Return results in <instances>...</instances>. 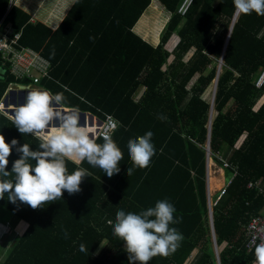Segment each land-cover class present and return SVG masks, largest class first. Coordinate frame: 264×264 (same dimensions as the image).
I'll return each mask as SVG.
<instances>
[{
  "label": "trees",
  "instance_id": "obj_1",
  "mask_svg": "<svg viewBox=\"0 0 264 264\" xmlns=\"http://www.w3.org/2000/svg\"><path fill=\"white\" fill-rule=\"evenodd\" d=\"M182 1L158 0L169 19L152 47L132 32L151 0H76L54 32L40 22L31 23L24 11L10 7V0H0V30L10 26L13 34L20 32L19 44L50 64L52 81H43L46 89L63 93L64 108L100 120L112 115L119 125L111 138L124 153L121 171L111 178L82 162L80 167L92 174L83 180L82 190L73 195L65 191L62 200L41 209L13 204L7 195L0 200L1 209L24 223L13 232L1 264H129L124 242L113 235L108 221L115 223L118 210L139 214L160 200L174 205L176 218L182 216L172 227L184 239L174 254L154 257L149 264H217V259L218 264H253L254 249L246 248L244 228L264 208V198L247 188L258 181L264 185V101L253 110L264 95V83L260 89L254 85L264 69V16H236L228 38L235 17L233 0H194L184 18L177 14ZM34 2L16 4L26 9ZM61 17L47 24L55 27ZM146 24L143 16L138 26ZM174 35L178 40L167 51L164 45L172 43ZM0 70L5 72L1 101L14 83L1 55ZM141 88L142 95L135 99ZM148 131L154 134L156 153L148 168H135L128 176V167H133L128 141ZM0 134L8 143L19 141L9 171L20 158L17 147L28 143L38 149L33 136L21 134L1 114ZM209 138L212 163L221 167V154L236 171L225 195L211 206L212 227L206 194ZM96 142L104 140L98 137ZM67 167L69 174L77 168L71 162ZM224 174L230 178L232 171ZM81 244L87 253L79 251Z\"/></svg>",
  "mask_w": 264,
  "mask_h": 264
},
{
  "label": "clouds",
  "instance_id": "obj_2",
  "mask_svg": "<svg viewBox=\"0 0 264 264\" xmlns=\"http://www.w3.org/2000/svg\"><path fill=\"white\" fill-rule=\"evenodd\" d=\"M233 4L236 16L253 12L264 16V0H233ZM51 54L55 56L54 49ZM23 90L27 91L25 103L16 106L9 119L21 134L31 135L38 141V149L32 150L28 143L17 147L20 158L13 162L9 171V158L19 141L13 139L8 143L0 134V200L7 195L13 204L19 201L32 209H41L46 204L62 200L65 191L69 195L79 193L83 180L92 175L80 167L84 161L101 169L109 178L121 171L120 161L124 158L121 148L108 135L104 136L102 144L97 143L88 127L80 123L79 114L64 109L66 98L63 93L52 94L27 86L21 87L20 91ZM0 111H3V106H0ZM153 135L148 131L128 141V155L133 164L127 169L128 176L135 168L150 166L156 153ZM68 162L77 166L71 174ZM175 212L172 203L160 200L139 214L118 210L115 223L108 221L113 235L124 242L129 264H149L154 257L167 258L177 251L184 237L176 227H172L183 219L182 216L176 218ZM256 239L254 236L253 241ZM100 244L101 248L105 246L103 241ZM79 251L87 253L88 249L81 244ZM254 254L253 264H264V238L255 244Z\"/></svg>",
  "mask_w": 264,
  "mask_h": 264
},
{
  "label": "built area",
  "instance_id": "obj_3",
  "mask_svg": "<svg viewBox=\"0 0 264 264\" xmlns=\"http://www.w3.org/2000/svg\"><path fill=\"white\" fill-rule=\"evenodd\" d=\"M194 0H183L180 4L177 14L184 18L191 8ZM20 33L13 34L10 28L5 31L0 30V55L3 59V63L8 66L10 76L16 81H31L34 85L39 84L41 79L50 80L49 70L50 64L41 57V54L29 47H24L19 44ZM264 83V69L261 71L259 77L255 81V87L260 89ZM3 106V105H0ZM4 108V107H3ZM6 109H12L8 107ZM5 108L3 109L6 110ZM0 111V112H3ZM119 123L117 120L109 114H104L103 119L100 122V128L98 130V137L104 140V136H113L117 130ZM217 160L221 164L220 171L231 170L232 176L226 183H223L222 187L217 192L215 201H211L210 193L208 195L209 213L212 216L211 206L215 205L219 198L225 195L226 190L231 185L233 179L236 176L235 169L231 168L222 157L217 156ZM247 188L249 190H257L259 195L264 198V191L261 189V182L250 183ZM7 225L3 230L2 235L6 233ZM246 248L248 250L255 249V244L260 242V238H264V211L256 216H253L247 222L245 228ZM257 237L253 241V237Z\"/></svg>",
  "mask_w": 264,
  "mask_h": 264
},
{
  "label": "crops",
  "instance_id": "obj_4",
  "mask_svg": "<svg viewBox=\"0 0 264 264\" xmlns=\"http://www.w3.org/2000/svg\"><path fill=\"white\" fill-rule=\"evenodd\" d=\"M154 1H157L158 2V0H151V3H150V6L146 9V11H148V9L150 8V7H152V3L154 2ZM57 2H58V4H59V6H61L62 7V12H58V10H57V8L55 7V4H52V11L54 12V13H58V15H60V14H62V17H61V19L59 20V22L57 23V25L55 26V27H52V26H50V24H47V23H50L51 21H53L54 19H55V17L57 16L56 14H51V13H48V14H46V15H43L42 13H41V8H39V7H41V5H42V2H40V4H39V6L38 7H35V5L34 4H32V3H29L28 5H27V3H25L26 5H27V8L26 9H24V8H20V7H18L17 6V0H10V7L11 6H15V7H17V8H19V9H21L22 11H24L27 15H29L30 16V22L31 23H36V22H40V23H42L43 25H45L46 27H48L52 32H54L56 29H57V27L60 25V23L62 22V20L64 19V17H66L67 16V14L69 13V11L71 10V8H72V6L74 5V3L76 2V0H73L71 3H70V5H69V0H57ZM160 4V3H159ZM162 8V7H161ZM146 11H144V12H146ZM144 12L142 13V15L140 16V18L138 19V21L135 23V25H134V27L132 28V32L136 35V36H138L136 33H135V26L137 25V23L142 19V17H143V15H144ZM167 19H169V18H167ZM166 19V20H167ZM138 26V25H137ZM8 28H10L11 29V27L10 26H8ZM7 29V28H6ZM161 29H162V26H161V28H160V30L158 31V33H157V38H156V40H155V42H153V36L150 38V40H148L147 38H145L144 36H138L139 38H141L144 42H146V43H148L149 45H151L152 47H155L156 45H157V43H158V41H159V32L161 31ZM12 30V29H11ZM18 33H20V32H18ZM20 35H21V33H20ZM173 37H175L177 40H178V38L176 37V35H174V36H172V38ZM171 38V39H172ZM171 39L169 40V41H171ZM177 42V41H176ZM176 42H175V44H176ZM167 43H169V42H167ZM166 43V44H167ZM164 45V48L167 50V51H170L173 47H174V45H172V46H170V47H167V45ZM172 60V57H170L169 58V62ZM4 71L2 70H0V78H3V75H4ZM14 80V79H13ZM45 79H41L40 80V82H39V84H37V85H34L31 81H19V82H16L15 80L13 81L14 83L13 84H10L9 85V87H8V89H7V91L5 92V94H4V96H3V98H2V100L0 101V105H3V107L6 109V108H8V107H12V109H6V110H4L3 112H0V114L2 115V116H4V117H6L7 119H9V117H7V115L4 113V112H7V113H12L13 112V109L16 107V106H19V105H21V104H23V103H25V98H26V96H27V91L26 90H23V91H20V89H18V88H15V87H24V86H27V87H30L31 89H40V90H47L46 89V86L44 85L45 83H43V81H44ZM46 81H52V79H50V80H46ZM48 91V90H47ZM143 91H144V88H141L139 91H138V93L135 95V99H138L141 95H142V93H143ZM260 98H258L255 102H254V105H253V109H254V107L255 106H257V103H258V100H259ZM5 101H7V106L5 107ZM259 107V106H258ZM257 107V108H258ZM64 109H66V110H69V111H75V112H77L78 114H79V116H81L80 114L81 113H83L84 114V125H86V121H90L91 123H92V125L94 126V127H97V133L95 132L94 133V137L95 138H98V130H99V128H100V124H98V122L100 121L101 122V120L100 119H98L96 116H94V115H91V113H88V112H83V111H81V110H79V109H75V108H64ZM110 115V114H109ZM94 117H96V118H94ZM10 121H11V119H9ZM118 122V121H117ZM80 123L82 124V118L80 117ZM223 174H224V172H223ZM225 175V174H224ZM210 177L211 176H209V178H208V182L210 181ZM261 182V189L264 191V185L262 184V181H260ZM208 206H209V204H208ZM209 208V207H208ZM264 211V208H263V210L260 212V213H262ZM259 213V214H260ZM208 216H209V212H208ZM6 225H8V223L6 224ZM6 225H5V227H6ZM5 227H2V226H0V229L2 230V232L0 233V235L3 233V230H4V228ZM9 229L7 228L6 229V231H8Z\"/></svg>",
  "mask_w": 264,
  "mask_h": 264
},
{
  "label": "rangeland",
  "instance_id": "obj_5",
  "mask_svg": "<svg viewBox=\"0 0 264 264\" xmlns=\"http://www.w3.org/2000/svg\"><path fill=\"white\" fill-rule=\"evenodd\" d=\"M38 1H40V0H35V2H34L35 7H37L36 5H37ZM52 4H55V7L57 8L59 13L62 12V7L59 6L57 0H45L44 2H42V5H41V13L43 15H46L48 13L58 15V13H54L52 11ZM152 6H155L156 9L154 10L152 7H150L148 9V11L144 12V15H143L144 20L147 19V24L141 28H140V26L137 27V25L141 21L140 20L137 23V25L135 26V33L139 37L145 35L148 40H150V38L155 34V32L157 30L158 23H160L163 19H165L163 21V24H162V29H163V27L165 26L166 19L169 18V14H167L161 8V5L159 4V2L154 1L152 3ZM149 13H151L150 17H149ZM147 17H149V18H147ZM162 29H161V31H162ZM160 32H159V34H160ZM171 41H172V43L166 44L167 47L172 46L171 44L174 45L175 42L177 41V39L175 37H173L171 39ZM190 53H191V51L186 55V57L184 58V61L187 60ZM263 101H264V95H262L261 98L258 100L257 106H255L253 110H256L257 107L260 106V104ZM4 113H7V112H4ZM6 115H7V117L10 116L9 113H7ZM94 118H96V117H94ZM98 124H100V121L98 122ZM86 126L88 127V129L90 130V133L93 136H94L95 132L97 133V127H94L90 121H86ZM219 156L222 157L221 154ZM222 159H223V157H222ZM224 161L226 162V160H224ZM210 165L211 166H210L209 176H211L215 180V183H217V185L219 186L217 189H214L212 192H210V199L212 201L213 197L218 195L217 192L222 187L223 183H226L228 181L229 177L225 176L223 174V172L220 171L219 167L216 164L212 163V161H211ZM7 223H8L7 228L9 230L6 231V233L4 235H2L0 238V264L2 263V259L4 258L9 245L13 241V236H12L13 232L15 230H18L17 228H19V230L22 229V224H24L23 222L17 220L14 216L8 214L6 211H4L3 209L0 208V226L5 227V225ZM223 246H224V244L221 245L220 247H218V252L221 250V248ZM2 255H3V257H2Z\"/></svg>",
  "mask_w": 264,
  "mask_h": 264
},
{
  "label": "water",
  "instance_id": "obj_6",
  "mask_svg": "<svg viewBox=\"0 0 264 264\" xmlns=\"http://www.w3.org/2000/svg\"><path fill=\"white\" fill-rule=\"evenodd\" d=\"M235 19H236V15H235V17H234V19H233V22H232V25H231V29H230V32H229V35H228V38H229V36H230V34H231V31H232V29H233V26H234V21H235ZM222 61L220 62V67H221V65H222ZM216 86V85H215ZM15 88H18V89H21V87H15ZM215 93V92H214ZM5 107L7 106V101H5ZM10 115L12 114V113H9ZM81 115V118H82V125H84V114L83 113H81L80 114ZM207 155H208V166H207V190H206V194H207V204H208V195H209V188H208V178H209V172H210V163H211V160H210V138H209V141H208V147H207ZM209 224H210V226L212 227V216L210 217V213H209ZM212 240H213V242L215 241L214 240V233H213V229H212ZM214 246H215V248H216V244L214 243ZM216 259H217V257H216ZM217 264H218V259H217Z\"/></svg>",
  "mask_w": 264,
  "mask_h": 264
},
{
  "label": "bare ground",
  "instance_id": "obj_7",
  "mask_svg": "<svg viewBox=\"0 0 264 264\" xmlns=\"http://www.w3.org/2000/svg\"><path fill=\"white\" fill-rule=\"evenodd\" d=\"M218 187L219 186L217 185V183H215V180L212 177H210V181L208 182L209 191L212 192L214 189H217Z\"/></svg>",
  "mask_w": 264,
  "mask_h": 264
}]
</instances>
